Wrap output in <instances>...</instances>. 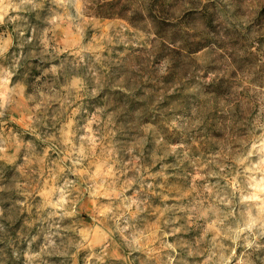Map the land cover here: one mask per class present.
<instances>
[{
	"label": "clouds",
	"instance_id": "obj_1",
	"mask_svg": "<svg viewBox=\"0 0 264 264\" xmlns=\"http://www.w3.org/2000/svg\"><path fill=\"white\" fill-rule=\"evenodd\" d=\"M0 264H264V0H0Z\"/></svg>",
	"mask_w": 264,
	"mask_h": 264
},
{
	"label": "trees",
	"instance_id": "obj_2",
	"mask_svg": "<svg viewBox=\"0 0 264 264\" xmlns=\"http://www.w3.org/2000/svg\"><path fill=\"white\" fill-rule=\"evenodd\" d=\"M116 2L118 3L119 0H116ZM98 11H99V14L104 17L121 16V10H118L115 7V4L101 5ZM161 13L163 14V9H161Z\"/></svg>",
	"mask_w": 264,
	"mask_h": 264
},
{
	"label": "rangeland",
	"instance_id": "obj_3",
	"mask_svg": "<svg viewBox=\"0 0 264 264\" xmlns=\"http://www.w3.org/2000/svg\"><path fill=\"white\" fill-rule=\"evenodd\" d=\"M104 17V16H102ZM118 16H113V17H104L105 18V21L108 22V21H111L112 19L116 18ZM122 18V17H121Z\"/></svg>",
	"mask_w": 264,
	"mask_h": 264
}]
</instances>
